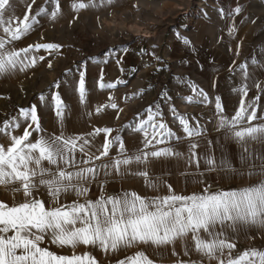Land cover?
<instances>
[{"label":"snow or ice","instance_id":"obj_1","mask_svg":"<svg viewBox=\"0 0 264 264\" xmlns=\"http://www.w3.org/2000/svg\"><path fill=\"white\" fill-rule=\"evenodd\" d=\"M35 2L32 0L33 4ZM114 2L75 0L72 8L79 12L89 7L110 6ZM45 3H54L51 12L41 6L34 15L25 13L19 18L15 15L13 0H0V78L25 72L34 68L38 61L45 60L42 55H32L33 51L44 49L52 56L61 48L56 43L15 47L17 41L34 31L39 17L55 20L60 14L59 0H45ZM31 7L29 4V10ZM234 11L240 13L241 8L238 6ZM234 30L229 29V33ZM183 42L191 44L187 37ZM48 67H52L50 59ZM239 67L247 81V63ZM117 83L119 81L101 82L99 86L115 88ZM53 86L58 88L59 81ZM255 87L264 91L259 83ZM233 90L242 97L234 115H225L221 98H215L217 129L222 131L225 140L240 147L241 169L226 159H221L218 165L213 155L205 156L204 162L209 171L219 167L226 174L240 177L246 174L250 179L255 178L236 188L213 190L211 185L197 178L195 183L204 184L199 191L178 193L161 177L150 174L148 166L153 161L183 158L189 166L193 163L197 168L200 166L196 151L198 143H189L186 157L171 145L173 139L180 141L181 137L158 119L162 115L159 106L156 112L149 107L146 118L124 126L134 134H142L143 146L131 153L119 134L121 129L97 127L87 136L66 135L63 130L66 106L58 92L52 99L61 127L59 134L47 133L41 128L35 105L21 108L17 117L3 121L0 124V190L9 194L12 202L0 199V264H98L96 257L88 251L76 254L75 249L79 247L99 248L105 254L135 249L117 264H157L146 249L162 256L169 248L177 257L173 264H264V250L250 248L233 254L236 243L232 236L242 231H264V115L258 113L260 95L246 103L244 98L248 96L249 85L245 82ZM77 91L83 103L86 97L83 71L79 73ZM192 91L203 101L210 102L203 89L197 90L193 86ZM186 99L193 101L192 96ZM106 107L116 109L117 104L102 105L96 112ZM172 111L176 113L174 107ZM178 119L186 138L202 135L198 122L192 126L184 115H179ZM21 121L27 127L17 135ZM33 131L39 135L33 138ZM113 131L117 132L114 137ZM101 133L105 138L97 155L91 152V138ZM114 144L119 145V154L110 158L109 150ZM132 165L137 166L136 171L131 170ZM244 165H248L247 173L242 170ZM101 174L105 177L115 174L121 179L129 175L142 178L144 187L155 194L141 195L135 190L124 189L107 194L105 180L99 184L100 194L90 198L91 186ZM183 175L187 180L189 174ZM162 187L167 188L165 194H160ZM41 189L46 191L47 201L37 195ZM17 194L22 196L20 202H16ZM70 196L74 199L69 202ZM45 241L59 248H71L73 254L58 255L42 246ZM177 242L188 259L180 258ZM193 252L199 259L191 258Z\"/></svg>","mask_w":264,"mask_h":264},{"label":"crops","instance_id":"obj_2","mask_svg":"<svg viewBox=\"0 0 264 264\" xmlns=\"http://www.w3.org/2000/svg\"><path fill=\"white\" fill-rule=\"evenodd\" d=\"M15 15L23 18L25 13L34 15L35 7L29 10L28 5L31 0H13ZM39 24L34 31L20 41L15 43V47L24 48L29 44L36 43H56L60 44L58 49L52 56L44 49L39 52L33 51L32 55L44 56V61H38L34 68L25 72H17L14 76L0 78V124L5 120H10L12 117H17L21 108H31L33 105L37 108L38 116L40 117L41 128L47 133L59 134L61 131L58 117L55 113L54 101L52 97L58 92L66 106L64 109V125L63 130L66 135H85L94 131L95 128L110 127L121 129L119 133L125 143V147L129 153L135 149L142 147V134H134L124 126L130 123L135 124L139 119L147 117V109L152 108L156 112L157 106L162 113L158 119L163 120L177 136H180V141L173 139L171 145L183 153L185 157L188 154V145L190 142L199 144L197 155L200 157V166L197 168L193 163L190 166L183 158L172 159L167 162L153 161L148 167L150 174L159 176L167 183L171 184L173 189L180 193H190L199 191L204 184L195 183L196 179L203 181L208 185H219L218 189H228L245 186L254 181L255 178H249L246 174L243 177L226 174L225 171L217 167L213 171L208 170V166L204 162L207 155H213L219 165L221 159H226L238 170L241 169L239 162L240 147L235 143L225 140L222 131L217 129V114L215 109V98H221V104L224 109V114L231 116L240 106L241 94L233 89H238L243 83L249 85L248 96L245 97V102L252 100L256 95H260L258 113L264 115V91H259L255 85L260 84V89H264V56L256 59L254 51V34L250 30L243 28L235 29L231 23H228L234 30L232 34L224 35L222 28L219 29H203L199 33V39L195 43L185 45L182 41L178 44V50L174 54L175 65L171 66L172 79L169 87L162 93L157 94L153 89L144 86L145 78L141 76L144 72H148L149 68L157 67V63L149 64L140 58L138 69L140 75L129 79V82L124 81L121 77L110 78L107 75H102L98 79V86L101 82L104 84L117 83L115 88H90L88 87L93 81L91 76L96 68H104L108 65L115 64V67L125 65L127 56H121L117 60L110 58H95L84 57L86 53L79 54L78 49L68 46H63L58 37H53V34L48 29H45L44 21L50 19L48 16L38 18ZM56 30H59L55 26ZM54 28V29H55ZM56 35V34H55ZM68 55V56H67ZM51 60L52 67H48V61ZM75 59V60H74ZM79 59V60H78ZM116 59V58H115ZM121 59V60H120ZM253 60L256 63H253ZM76 62L85 68V87L86 97L83 103L79 98L77 91L79 73L64 77L59 82V87H54V82H57L56 76L61 72L63 63ZM247 63V71L249 78L247 81L243 78V72L240 69L241 64ZM108 66V67H109ZM162 67V62H161ZM105 70V69H104ZM103 69L102 74L106 73ZM163 69H160L161 71ZM99 71V70H98ZM158 71V72H159ZM156 73V72H154ZM153 74V73H152ZM193 86L203 91L208 96V101H203L197 93L192 91ZM41 95L44 99L41 100ZM192 96L193 101H187V97ZM170 98V99H168ZM200 101V102H196ZM116 103L117 108L112 109L106 107L101 112L97 113L96 109L102 105ZM175 108L174 114L172 108ZM184 115L192 126L199 123L202 129V135L196 138H186L180 126L178 116ZM26 123L21 121V127L15 134L23 133ZM39 133L33 131V138ZM113 137L117 135L116 131L111 134ZM105 134L101 133L92 139L91 152L98 155V149L102 150ZM211 142V143H209ZM119 154V145L114 144L109 150V157L114 158ZM105 162H109L106 160ZM99 163V162H97ZM248 165H244L242 170L247 173ZM132 171L137 170L136 165H132ZM183 173H188L187 180ZM203 175H200V174ZM107 180L105 191L113 193L124 190H135L141 195H154L150 189L144 187L142 178L135 176H126L121 179L113 174L105 177L101 174L96 182L91 186L90 198H95L100 194L99 184ZM216 190V189H213ZM167 188L162 187L160 194H165ZM37 195L48 200L47 193L41 189ZM0 199L11 203L12 198L9 194L0 190ZM22 199L21 194L16 195V202ZM70 202L74 197L67 198ZM236 243V249L233 254L243 252L245 249L256 248L264 250V231L251 230L250 232H240L238 235L231 237ZM42 246H47L49 250L58 255H72L73 249L65 247L59 248L54 244L45 241ZM88 251L96 257L98 264H117V261L123 259L125 255H130L135 249L128 252L107 253L105 254L99 248L79 247L75 249L76 254H82ZM176 251L181 259H188L183 256V251L180 242L176 244ZM150 258L157 261V264H173L177 259L171 254V249L164 251L162 256H156L151 249H146ZM192 259H199L196 253L191 254ZM207 264V262H205Z\"/></svg>","mask_w":264,"mask_h":264},{"label":"rangeland","instance_id":"obj_3","mask_svg":"<svg viewBox=\"0 0 264 264\" xmlns=\"http://www.w3.org/2000/svg\"><path fill=\"white\" fill-rule=\"evenodd\" d=\"M74 2L59 0L61 12L55 20L44 21L45 29L53 37L57 36L63 46L78 49L80 55L86 53L80 60L94 56L112 61L127 56L125 65L120 64L121 71L115 64L101 68L105 69L104 74L96 68L90 75L93 81L90 88L99 87L97 82L102 75L112 79L121 77L129 82L140 75L138 63L143 58L149 67L150 62H158L157 67L160 66L149 68L141 75L145 78L144 86L153 89L150 84L152 73L167 68L172 79L174 54L184 37L196 44L203 29L222 28L223 34L229 35L232 28L228 23L235 29L250 30L254 34L256 59L264 56V0H115L110 6L89 7L79 12L73 10ZM41 6L51 12L55 5L46 4L45 0L32 3L36 11ZM238 6L241 12L235 13ZM77 71L86 69L76 62L63 63L55 80L60 82Z\"/></svg>","mask_w":264,"mask_h":264},{"label":"built area","instance_id":"obj_4","mask_svg":"<svg viewBox=\"0 0 264 264\" xmlns=\"http://www.w3.org/2000/svg\"><path fill=\"white\" fill-rule=\"evenodd\" d=\"M171 72L167 68L153 73L150 78V84L157 94H162L170 84ZM212 189L220 188L219 185H211ZM107 194H112L110 191H106Z\"/></svg>","mask_w":264,"mask_h":264}]
</instances>
